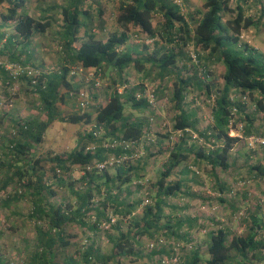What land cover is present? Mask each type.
Returning a JSON list of instances; mask_svg holds the SVG:
<instances>
[{"label":"trees","instance_id":"trees-1","mask_svg":"<svg viewBox=\"0 0 264 264\" xmlns=\"http://www.w3.org/2000/svg\"><path fill=\"white\" fill-rule=\"evenodd\" d=\"M28 1L36 3L35 8L42 13L40 16L28 14ZM47 1L0 0V5L7 4L6 12L0 13V28L6 27L8 32L4 40V34H0V42L3 40L0 56L6 58V62L0 63V97L6 96L10 104L11 99L15 98L11 89L14 82L4 67L5 63L31 66L42 73L33 87L30 79L20 76L15 92L23 88L24 93L35 94L40 102L39 111L45 119L30 114L24 119L12 118L10 125L14 126V130L10 131L11 135L3 136L0 130V138L3 139L0 142V194H6L1 207L11 209L13 204L22 200L29 203L27 218L34 223L36 231L29 264H59L55 262L57 248L70 245L72 235L66 233L71 225L105 233H109L113 227L117 235H108L112 245L109 255L101 253L87 239L81 248L76 249V256L63 257V264H120L121 258H131L133 262L142 257L145 248L141 243L142 237L151 241L147 248L150 244L153 246L148 256H158L154 264H162L164 258L172 259L178 255L177 252L173 253L175 248L170 250L166 243L157 245L160 240L166 242V237L182 241L181 251L186 250L187 253L181 264H264V221L254 213L257 206L248 208L247 218H242L241 223L245 225L243 235L234 233L225 222H213L216 229L208 233L206 259L197 249L192 250L189 237V231L198 218L179 216L172 224V219L164 215L167 199L186 196L184 181H171L170 176L190 155L196 161L207 164L217 181L218 174L229 168V152L240 141L238 137L229 136L231 128L239 130L233 121L235 115L243 123L241 133L245 138L264 133L255 126L257 117L264 119V55L240 39L243 31L257 28L264 21V5L260 3L259 15L253 19L244 11L243 5L247 0H235V8L230 6L231 0H204L203 11L188 9L187 0H119L117 28L105 40H101L94 33L92 17L84 10L85 4L91 0H65L62 5L48 4ZM184 8H187L185 12ZM47 13L51 15L46 16ZM99 14H102L101 11ZM57 16L60 24L54 32ZM156 16L161 21L154 26ZM131 28L138 30L134 34L143 38L141 44L130 45ZM52 30L59 46L60 67L50 73L35 66L32 61L39 46L35 40ZM146 40L151 42L146 44ZM190 46L197 49L196 63L204 60L210 64H221L224 69L222 85L215 92L211 124L202 131L196 127L195 114L184 109L187 89L194 85L209 95L213 85L208 82V74H204L202 79L197 72L191 76L185 74L193 66L190 62L194 63L187 50ZM147 64L149 66L146 68ZM129 68L142 72L143 79L152 74L161 81L173 77L170 102L177 114L172 129L186 137L170 151L158 179L151 182L154 204L145 206L140 215H133V212L143 201H131L129 197L143 189L140 174L143 163L136 161L134 165L127 161L101 172L94 167L96 162H104L110 157H135L133 150L147 133L148 117L133 118L132 114H125L126 108L141 115L151 113L148 112L146 100L136 98V94L144 90V84H132L124 79ZM89 70L95 71L100 83L106 72L115 75L116 78H112L111 85L106 89L110 90L106 103L94 107L92 113L79 114L76 111L62 116L58 103H67V99L76 106L77 95L83 91L80 89L84 83L79 75ZM87 79L92 85L89 90L96 88L95 80ZM119 83L128 86L121 93L115 87ZM163 91L161 88L160 92ZM55 121L75 125L93 121L95 124L90 132L80 136L76 147L70 152L52 154L45 159L35 157V148L42 143L45 131ZM230 121L233 122L231 126ZM101 129L104 135L95 138L93 133ZM187 130L197 133L204 143H212V148L205 151L201 144L187 147V140L191 139ZM112 142H117L115 148H103L104 144ZM259 149L264 150V147ZM47 162L52 164L51 182L46 178ZM74 167L81 168V176L77 182L66 185L67 179L62 174L69 177ZM189 170L186 165L180 174L185 176ZM251 171L255 172L254 177H264V164L253 166ZM191 173L195 178L196 172ZM76 183L78 187H75ZM54 185L68 186V199L62 198L58 203L50 201L57 196ZM217 187L221 192L224 189L220 184ZM219 200L223 201L221 198ZM235 212L231 211L232 214ZM11 214L16 213L11 211ZM114 217L131 219L126 232L121 229L122 220L115 219L108 229L101 227ZM227 218V221L233 222V218ZM162 220L166 222L161 224ZM0 264L7 263L0 257Z\"/></svg>","mask_w":264,"mask_h":264},{"label":"rangeland","instance_id":"rangeland-1","mask_svg":"<svg viewBox=\"0 0 264 264\" xmlns=\"http://www.w3.org/2000/svg\"><path fill=\"white\" fill-rule=\"evenodd\" d=\"M64 1L65 0H48L47 3L62 5ZM258 2L247 0V3L243 5L247 16L259 15V10L261 8L260 3L264 5V0H258ZM118 4L119 0H91V2H87L85 4L84 10H86L88 15L92 17L93 30L97 39L105 40L108 35L114 32L117 28L116 18L118 15ZM186 5L190 10L203 11L204 0H187ZM35 6L36 3L34 1H28L26 6L28 14L33 17H37L42 14L37 8H35ZM230 6L235 8L236 1L231 0ZM43 7L44 5L42 8ZM6 8L7 4L0 5V13H5ZM187 8H184L183 12H185ZM99 11H101V15L99 14ZM48 15H51V13L46 14V16ZM57 20L58 16L54 23V32L58 29L60 24ZM160 21L161 18L159 16L154 17L153 25L156 26V24ZM261 25L263 26L256 28V30L252 28L243 31L240 39L264 55V21H262ZM53 30L47 32V34L40 39L35 40L39 43V46L34 53L35 60L32 61V64L41 67L43 70L50 73L55 72L60 67L59 46L54 40L55 36L52 34ZM135 32H138V30L131 28V39L129 41L130 45H138L142 43L143 38H141V36L137 37L136 34H134ZM1 33L4 34L3 40L6 39V27L0 28V34ZM145 42L146 44H149L151 41L146 40ZM187 50L190 54L193 53L194 55L195 52H197V49H194L193 46L188 47ZM4 62H6L5 56H0V63ZM191 64H193V66L190 67V71L185 73L186 75L190 74L191 76L194 72H197L200 76L199 78L202 79L204 74H208V82L213 85V89L209 95L205 94L204 89L200 90L194 85L187 89L184 109L195 113V119L197 121L196 127L199 131H202L206 130L211 124V109L214 105L215 92L217 87L222 85L221 75L224 69L221 64H210L208 62H204V60L200 63L190 62V65ZM148 66L149 65L147 64L146 68ZM79 76L84 81L80 90L88 92L87 95L89 105L87 109L81 111L76 108L74 103L65 99L67 103H58V110L62 116L72 114L76 111L79 112V114L82 112L92 113L94 107L105 104L110 92V90L106 91V89H108L111 85L112 78H116L112 72L108 71L105 76H103L100 86L93 88V90L90 91L89 88L92 85L87 79L90 78L89 74L84 73ZM124 79L132 84L142 82L149 89L153 90L156 96L157 106L155 109L149 108L148 112L151 113L146 112L144 113L145 115H141L129 108H126L125 110V114H132L133 118L136 116H145L148 118L153 116L155 118L152 125L148 126L147 133L144 134L139 144L136 148H134L135 150H133V154L135 157H132L127 162L128 164L134 163V165L136 161L143 163V169L140 171L143 178L142 182L144 183L142 185L143 189L142 191L135 192L134 194L132 193L129 200L141 202L144 198H149L150 203L148 205L152 206L154 204L155 194L152 189L150 190L151 182H155L158 179L159 174L162 171V166L167 159V156L170 154V151L174 149L177 144H179L182 138H186L183 133L172 129L174 116L177 114L176 110L173 108V103L170 102L173 77L165 78V80L161 81L156 79L154 74H152L149 78L143 79L142 72L138 73L135 69L129 68L124 76ZM115 87L119 90L121 83ZM161 88L164 89L163 92H160ZM23 90L24 89L22 88L20 92H14L12 94L15 95V98L11 99V104L10 101H6V96L0 97V119H2L0 130H2L3 136H10V131L14 130V126L10 125V122H8L6 118V114H11L10 117L12 118L24 119L30 114L36 117H41V119H45L44 115H42L39 111L40 102L38 101L36 95L29 93L26 94ZM94 95H96V97H94ZM259 116L261 117L262 115ZM233 121L236 126H241L239 129L240 131H237L242 138H245L241 133L243 123L239 121L236 115L233 118ZM94 124L95 122L93 121L90 124L80 123L76 125L55 121L45 131L42 143L35 148V157L45 159L52 154L60 155L70 152L76 147L80 136L90 132L94 127ZM255 126L258 127L259 131L264 130V119L257 117ZM104 133V130L101 129L99 135L102 136ZM187 134L197 136V142H194L195 140L192 138L187 140V147L194 144L199 146V144H201L205 151L212 148V143H204V141L198 137L197 133L189 130ZM1 140L3 141L2 138H0V142ZM228 164L229 168L225 172L218 174L219 177L217 181L211 174L210 167L207 164L200 160L196 161L194 157L190 155L186 162H184L182 166L178 167L170 176L171 181L182 179L185 183V187L187 188V193L186 196L167 199L168 205L164 208V215L172 219V224L179 216L198 218L197 223H195L196 225H193L192 229L189 231L191 232L189 237L192 241V250L197 249L199 254L204 259L208 257L206 253L208 233L216 229L213 222L216 220L225 222L226 225H229L232 228L234 233L237 235H243L245 232L243 230L245 225L242 224L241 221L242 218H247L246 214L248 212V208L256 206L259 210L264 208V177H254L255 172L251 171L253 166L264 164V150L256 148L255 150L250 151L247 147V143L240 140L230 150ZM186 165H188L190 169L189 173L182 176L180 174L181 169H183ZM51 166L52 164L50 162L45 163V170H47L46 178L48 179V182L53 181L50 171ZM192 171L196 172L195 178L192 177ZM62 175L67 179L66 185L72 181L77 182L81 176V168H72L69 177L67 175L65 176V174ZM218 184L223 185L224 189L222 192L219 191L217 187ZM78 186L79 184L76 183L75 187ZM53 190L57 192V196L50 199V201L58 203L61 202L62 198L68 199L67 197L70 191L68 186L59 187L58 185H54ZM243 194L246 195L248 205L240 204V207H237L238 204L236 203V212L232 214L228 208L229 204L232 201L237 202V199H240ZM4 196H6V194H0V257L7 264H29L28 259L32 255L33 245L36 240L35 225L27 218L29 203L26 200H22L17 204H13L11 209L3 208L1 207V203ZM219 198L223 201L221 202ZM238 202L240 203V200ZM148 205L140 203L134 210L133 215H140L143 208ZM11 211L16 214H11ZM228 216L233 218V222L227 221ZM114 218L116 221L122 220L120 217ZM130 220V218L122 220L121 229L123 232H126V230L130 227ZM164 222L166 221L162 220L161 224H164ZM66 234L69 236L72 235V237L69 238L70 245L65 248H57L58 254L55 262L59 264H63V257L65 256H76V249L81 248L86 243L87 239L91 240L95 246L99 248L101 253L109 255L112 245L108 241V235H117L113 227L109 233H105L102 230L98 232L87 231L76 225H71V227L67 229ZM158 235H161V233ZM164 239L166 241L165 246L171 247L170 250H172L173 247L175 248L173 253L175 254L177 252L176 254L180 256V261L178 263L181 264L184 254L187 253L186 250L185 252L181 251L183 244L182 241H177L175 238L170 237H166ZM148 242L151 241H149L147 237L141 238L142 246L145 245L141 258H138L133 262L131 261V258H121L120 264H154L158 256H148L151 251L146 247V245L149 244Z\"/></svg>","mask_w":264,"mask_h":264},{"label":"built area","instance_id":"built-area-1","mask_svg":"<svg viewBox=\"0 0 264 264\" xmlns=\"http://www.w3.org/2000/svg\"><path fill=\"white\" fill-rule=\"evenodd\" d=\"M175 2H178L177 0H174ZM3 41L0 42V47L2 45ZM190 54V53H189ZM190 57L192 58L193 62H196L195 58L196 56L191 53ZM4 67L7 71H9V76L12 79V81L14 82L12 89V93L15 92L16 90V81L18 80V78L20 76H25L26 78L30 79L31 82V86L33 87V85L36 84L38 77L42 74L41 70L37 69V68H33L31 66H26V67H22L18 64H4ZM79 72H83L81 71V69L79 70ZM87 74H89L90 78H93L95 80V86L98 87L100 84V80L99 77L96 76L95 71L94 70H89L87 72ZM128 86L126 85H122L119 89V93H121L125 88H127ZM136 98L137 99H145L148 107L150 109H155L157 106V102H156V96L153 90L149 89L146 85H144V90L142 92H138L136 94ZM243 100H246L245 98H243ZM77 101V108L80 109L81 111H84L85 109H87L88 105H89V99H88V95L86 92L84 91H80L79 94L77 95L76 98ZM155 121V118L153 116H150L149 118V125H152V123ZM232 121H230V126L232 125ZM241 127V126H240ZM239 127V129H240ZM188 131V130H187ZM240 131V130H238ZM236 129H230L229 132V136L232 137H238L241 141H245L247 143V147L250 151L255 150L256 148H261L264 147V133L258 135V134H251L246 138H242V136L239 134ZM100 132H94L93 135L95 138H97L99 136ZM191 138L193 140H197V136L196 135H191ZM117 142H112L109 144H104L103 148L108 149V148H115ZM125 148H127V146H125ZM132 156H127V155H123V156H119V158H115V157H110L108 159H106L104 162H96L95 163V169L99 172L104 171L106 169H111L115 166L121 165L126 163L129 159H131ZM146 195V194H145ZM150 203V199L149 198H144L143 199V204L144 205H148ZM115 221V218H111L108 223H103L101 225V227L103 229H108ZM165 242L164 240H160L159 244L157 245H164ZM152 244L149 245V249H152ZM178 255L176 257H173L172 259H168V258H164L162 260V264H177L178 263Z\"/></svg>","mask_w":264,"mask_h":264},{"label":"crops","instance_id":"crops-1","mask_svg":"<svg viewBox=\"0 0 264 264\" xmlns=\"http://www.w3.org/2000/svg\"><path fill=\"white\" fill-rule=\"evenodd\" d=\"M251 17H253V19H257V16H251ZM261 26H263V25H260V26H258L257 28H260ZM250 29H252V28H250ZM253 29H255L256 30V27H253ZM249 30V29H248ZM8 34V32L6 33V35ZM189 112H191V111H189ZM195 114V113H194ZM6 118H7V120H8V122H10V124H12L13 123V121H12V117H10V114H6ZM240 200V203L238 202ZM245 202H247V199H246V195L245 194H243V195H241V198L240 199H237V204H238V206L237 207H240V204L242 205H245ZM236 204H235V202L234 201H232L230 204H229V209H230V211H234L236 208ZM258 207H256V209H254L255 211H254V213H256L257 214V216L260 218L261 217V219L264 221V208L263 209H257Z\"/></svg>","mask_w":264,"mask_h":264}]
</instances>
